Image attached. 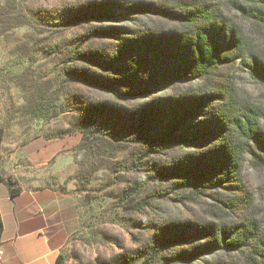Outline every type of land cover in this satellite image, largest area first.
<instances>
[{
  "label": "rangeland",
  "instance_id": "rangeland-1",
  "mask_svg": "<svg viewBox=\"0 0 264 264\" xmlns=\"http://www.w3.org/2000/svg\"><path fill=\"white\" fill-rule=\"evenodd\" d=\"M103 3L115 6L111 19L75 24L82 7ZM262 5L263 0H0V151L12 158L35 138H80L64 153L54 184L65 221L66 264H176L172 256L196 241L154 256L164 226L253 220L259 233L248 248L215 249L181 264H261L264 168L256 169L249 156L235 179L209 183L197 196L180 190L177 179L144 180L213 148L224 137L214 128L215 113L234 118L264 112V87L249 70L251 55L264 59V32L251 18ZM196 9L210 13L208 30L240 39L242 46L227 50L229 60L210 79L173 80L148 86L143 95L118 97L138 87L114 85L125 74L129 59L123 51L130 40L173 33L180 29L179 17ZM198 90L221 94L223 101L207 104L180 138L132 120L146 102L174 108Z\"/></svg>",
  "mask_w": 264,
  "mask_h": 264
},
{
  "label": "trees",
  "instance_id": "trees-1",
  "mask_svg": "<svg viewBox=\"0 0 264 264\" xmlns=\"http://www.w3.org/2000/svg\"><path fill=\"white\" fill-rule=\"evenodd\" d=\"M114 9L115 6L108 3L86 5L74 14L75 24L89 20H109L114 16ZM251 13L254 25L264 32V0L263 5ZM179 20L180 29L173 33L159 38H132L126 45L123 54L129 61L126 63L124 76L115 79L114 85L132 87L138 84V87L136 90L130 88L132 91L127 92L126 96L118 97L128 99L143 95L146 87H157L173 80L210 79L214 72L229 60L230 54L227 50L233 49L235 43L242 46L240 39L227 38L222 32L214 33L208 30L206 24L210 20V13L206 11L196 9L191 13L183 14ZM249 60L252 79L264 87V59L251 55ZM223 97L214 92L198 90L189 97V100L186 97L177 100L178 104L174 108L166 102L160 104L146 102L133 111L131 116L135 124H153L162 136L177 139L180 138L179 135L185 134L184 128L197 117V113L206 108L207 104L216 105L222 102ZM168 107L171 111L166 110ZM252 112L243 113L234 118L220 112L215 113L214 128L220 129L224 137L216 141L213 148L192 157L181 158L144 181L177 179L176 184L180 190L197 196L200 188L209 183L216 181V185L221 186L224 179H227L226 181L235 179L246 156L250 157L256 169H263L264 112L261 114ZM207 130V127L204 128L205 133H209L206 132ZM73 135L77 134L59 138ZM205 135L210 136L211 133ZM234 135L241 139L242 144L235 143ZM188 225L189 223L176 222L164 226L160 244L156 242L158 246L153 255L156 256L169 247H178L186 241L194 240L196 244L191 249L180 251L171 258V261L176 264L187 263L215 249L223 251L246 249L258 238L259 233L258 224L254 220L232 226L209 223L193 228ZM194 233L197 235L196 238ZM251 251L252 255L257 254V248ZM257 255H260L261 264H264V241ZM56 264H66V257L63 254L59 255Z\"/></svg>",
  "mask_w": 264,
  "mask_h": 264
},
{
  "label": "crops",
  "instance_id": "crops-1",
  "mask_svg": "<svg viewBox=\"0 0 264 264\" xmlns=\"http://www.w3.org/2000/svg\"><path fill=\"white\" fill-rule=\"evenodd\" d=\"M79 135L35 138L18 156L0 151V247L3 264H56L65 221L56 190L64 153Z\"/></svg>",
  "mask_w": 264,
  "mask_h": 264
},
{
  "label": "built area",
  "instance_id": "built-area-1",
  "mask_svg": "<svg viewBox=\"0 0 264 264\" xmlns=\"http://www.w3.org/2000/svg\"><path fill=\"white\" fill-rule=\"evenodd\" d=\"M0 264H3V250L0 247Z\"/></svg>",
  "mask_w": 264,
  "mask_h": 264
}]
</instances>
